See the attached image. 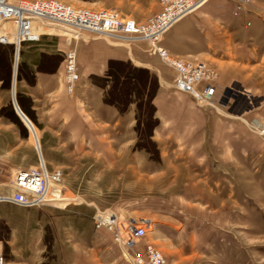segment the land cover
Wrapping results in <instances>:
<instances>
[{
	"label": "rangeland",
	"instance_id": "1",
	"mask_svg": "<svg viewBox=\"0 0 264 264\" xmlns=\"http://www.w3.org/2000/svg\"><path fill=\"white\" fill-rule=\"evenodd\" d=\"M62 1L76 8L115 7L111 0ZM112 43L114 46L124 45ZM138 43L146 46L144 41ZM14 52L11 50L10 86L0 82V108L5 113L7 104L13 103ZM130 65H133L130 60L110 59L106 74L98 77L99 83L119 87L120 83L115 79L125 81ZM110 73L111 77L108 76ZM216 81L217 78L214 85ZM84 82L87 81L80 76L74 84V93L84 90ZM189 99L194 100L192 96ZM175 101L180 106L185 103L181 98ZM216 102L214 96L213 105H205L216 108ZM154 107L158 124L150 139L141 141L146 149L135 147V105L120 113L122 129L118 138H123V148L127 144L129 161V171L122 174L104 171L103 164L99 163L103 158L87 150L88 146L85 150L75 151L54 135L43 134L32 123L38 134L39 154L31 131L24 123L27 134L24 127L0 116V195L9 193L8 182L15 169L38 167L42 161L49 172H61L64 194L70 198L66 205L47 203L31 208L6 203V209L0 215V247L4 264L10 259L8 235L12 228L44 230L40 245L44 248L45 260L49 262L54 259L56 251V238L50 232L63 230L58 239L64 241L66 264L73 260V243L78 240L86 245L93 243L96 231L111 252L113 264L125 263L111 234L96 229L93 218L98 211L108 208H116L123 216L140 215L137 207L144 211V215L165 218L174 224L176 246L169 248L171 254L175 252L176 255L180 248L183 251L186 248L184 242L193 241L192 253H186L189 255L185 257L188 264H264V136L258 133V129L264 130V93L243 92L238 98V112L225 111V119L234 121V127H226L222 139L214 142L187 139L183 132L186 131L185 121L177 118L179 112L171 115L174 117L170 119L171 123L160 124L155 104ZM254 121L259 125H254ZM208 144L212 148L218 145L225 155L196 156L202 152L203 146L211 148ZM137 160L139 167L144 162V172L137 171ZM147 229L144 239L154 243L152 227ZM79 231L80 236L72 235L79 234ZM24 239L18 238L22 245Z\"/></svg>",
	"mask_w": 264,
	"mask_h": 264
},
{
	"label": "crops",
	"instance_id": "2",
	"mask_svg": "<svg viewBox=\"0 0 264 264\" xmlns=\"http://www.w3.org/2000/svg\"><path fill=\"white\" fill-rule=\"evenodd\" d=\"M111 5L115 7L101 8H115L121 14H125L124 16L138 21H143L160 10L159 0H111ZM234 5V0H208L195 12L170 27L160 40V46L171 55L185 61L202 62L216 71V108L199 104L189 99L191 97L189 94L177 91L172 85L173 70L149 50L147 42L146 46H141L138 42L129 46H114L111 41L104 38L78 42L76 59L79 77L87 82H84L83 91L74 93L73 89L71 94H67L62 81V49L65 42L62 31L43 35L39 43L29 41L22 43L23 59L35 68V77L31 84L22 80L19 93L26 98L25 105L33 114L36 123L40 125L39 130L43 134L54 135L63 145L78 152L88 146L87 150H92L94 154L103 158L99 163L103 164L104 171L127 173L129 171L127 144L123 148V138H118L122 129L120 127L122 114L114 106L103 102V91L107 86L100 85L96 79L106 74L110 59L130 60L133 65L147 68L157 75L159 87L154 104L160 124L171 123L170 119L174 118L171 115H177L179 112L177 118L185 121L186 131L183 132L187 139L219 141L226 127H230L229 129H232V125L234 127V121L225 119L226 112H238L236 106L242 93L249 91L264 93V21L261 18L264 17V0H249L248 7L252 12L249 24L245 17L235 13ZM14 49L16 51V48ZM44 53L47 56H51V53L61 54L62 60L55 65L42 59L41 55ZM16 55L19 57V54ZM38 66L40 69L36 70ZM176 98L184 99V105L177 104ZM127 124L128 118L124 124L126 131ZM254 125L259 124L254 121ZM32 129L31 138L36 145L38 134L33 124ZM224 155V150L219 149L218 145L215 148L203 146L202 152L196 154L208 157ZM138 163L139 160L137 167ZM140 167L137 171L144 172V162ZM0 203L1 215L6 209L5 204L9 202ZM108 209L118 212L116 208ZM139 210L137 207L140 215L134 217L145 221L147 226L145 236L149 226L152 227L154 234V243L145 241V236L141 243H150L161 249L167 264H188L185 257L192 253L193 241L184 242L186 248L183 251L180 248L176 255L175 252L171 254L169 248L176 246L173 239L174 224L165 218L144 215V211ZM180 231L183 232V229ZM44 233L42 229H10L8 235L10 259L6 264H66L64 241L58 239L64 233L63 230L50 232L56 238L55 257L51 262L45 260L44 248L40 245V237H43ZM78 233L72 235L80 236L81 232ZM94 236L96 239L91 244L86 245L84 241L81 243V240L73 243L71 264H113V257L105 243L101 241V234L95 231ZM19 237L25 238L23 245L21 240H18ZM29 237L37 239L29 240ZM124 261L130 264L127 260Z\"/></svg>",
	"mask_w": 264,
	"mask_h": 264
},
{
	"label": "built area",
	"instance_id": "3",
	"mask_svg": "<svg viewBox=\"0 0 264 264\" xmlns=\"http://www.w3.org/2000/svg\"><path fill=\"white\" fill-rule=\"evenodd\" d=\"M207 1L159 0L160 10L138 21L122 15L115 8H76L62 0H0V44H13L17 49L24 41L37 42L43 35L62 31L65 36L62 81L66 93L71 94L79 79L76 59L78 42L104 38L129 46L144 41L149 50L173 70L172 85L177 91L191 95L199 104L213 105L216 71L202 62L175 57L158 45L170 27ZM234 3L235 13L245 17L249 24L252 13L248 7L249 0H234ZM261 18L264 21V17ZM258 133L264 136L262 128L258 129ZM8 187L10 193L0 195L1 202L35 207L47 203L66 205L70 201L64 194L61 172H49L41 163L38 167L15 169ZM93 219L96 229L111 233L122 257L130 264H167L159 249L150 243H141L147 227L144 220L123 216L110 209L98 211ZM3 262L0 247V264Z\"/></svg>",
	"mask_w": 264,
	"mask_h": 264
},
{
	"label": "trees",
	"instance_id": "4",
	"mask_svg": "<svg viewBox=\"0 0 264 264\" xmlns=\"http://www.w3.org/2000/svg\"><path fill=\"white\" fill-rule=\"evenodd\" d=\"M37 42H41V39ZM22 43L19 47V59L16 70L15 99L21 111L33 124L40 128L33 114L25 105L26 98L19 93L18 83L24 80L31 84L34 82L35 77V68L23 59ZM14 48L13 44H0V82L6 84L8 87L11 82V50L15 51ZM41 56L43 60L53 62L55 65L62 60L61 54L57 53H51V56H47L46 53H44ZM37 69H40V66H38L36 70ZM108 76L111 77V73L108 74ZM120 76L122 77V75ZM116 79L115 81H118L120 86L105 85L107 87H105L103 91V102L114 106L120 113L126 112L130 105H135L136 123L134 131L137 134L135 147L138 149H146V147L141 144V141L143 139H150L153 129L158 124L157 119L154 117L155 107L153 104V98L159 87L157 75L147 68L130 65V72L125 81H123L122 78ZM96 80L97 83H99L98 78ZM100 85L104 86L103 84ZM6 110L7 113L4 112L3 108H0V116L7 118L8 121L14 123L18 127H24V132L27 134V129L10 102L7 104Z\"/></svg>",
	"mask_w": 264,
	"mask_h": 264
},
{
	"label": "water",
	"instance_id": "5",
	"mask_svg": "<svg viewBox=\"0 0 264 264\" xmlns=\"http://www.w3.org/2000/svg\"><path fill=\"white\" fill-rule=\"evenodd\" d=\"M16 53L18 54V48L16 49ZM16 58H15V61H16V64H15V68H14V73H13V77H12V101H13V106H14V109L17 113V115L20 117V119L22 120V122L25 124V126L30 130V126H32V123L30 122V120L27 118V116L20 110V108L18 107L17 103H16V100H15V95H14V88H15V81H16V70H17V58H18V55H15ZM36 148L40 154V148H39V144L38 142L36 143Z\"/></svg>",
	"mask_w": 264,
	"mask_h": 264
},
{
	"label": "bare ground",
	"instance_id": "6",
	"mask_svg": "<svg viewBox=\"0 0 264 264\" xmlns=\"http://www.w3.org/2000/svg\"><path fill=\"white\" fill-rule=\"evenodd\" d=\"M15 52H16V51H15ZM15 64H16V61L14 62V65H15ZM13 73H14V71H13ZM27 118H28V117H27ZM28 119H29V118H28ZM30 122H31V121H30ZM31 123H32V122H31ZM30 127H31V128H30V131L33 130V129H32V126H30ZM37 142H38V141L36 140V143H37ZM36 146H37V145H36ZM37 147H38V146H37ZM41 164L45 167V165H44V163H43L42 161H41Z\"/></svg>",
	"mask_w": 264,
	"mask_h": 264
}]
</instances>
